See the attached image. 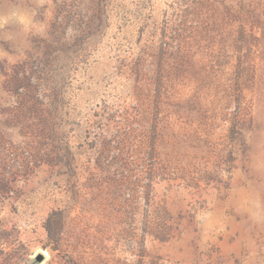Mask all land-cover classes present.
I'll return each mask as SVG.
<instances>
[{"label": "rangeland", "instance_id": "obj_1", "mask_svg": "<svg viewBox=\"0 0 264 264\" xmlns=\"http://www.w3.org/2000/svg\"><path fill=\"white\" fill-rule=\"evenodd\" d=\"M0 264H264V0H0Z\"/></svg>", "mask_w": 264, "mask_h": 264}, {"label": "water", "instance_id": "obj_2", "mask_svg": "<svg viewBox=\"0 0 264 264\" xmlns=\"http://www.w3.org/2000/svg\"><path fill=\"white\" fill-rule=\"evenodd\" d=\"M40 261H41V258L39 257L38 262H40Z\"/></svg>", "mask_w": 264, "mask_h": 264}]
</instances>
